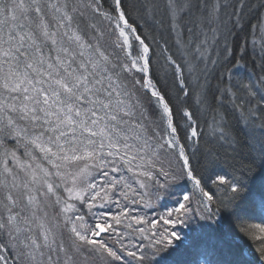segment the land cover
Returning <instances> with one entry per match:
<instances>
[{
	"label": "snow or ice",
	"instance_id": "obj_1",
	"mask_svg": "<svg viewBox=\"0 0 264 264\" xmlns=\"http://www.w3.org/2000/svg\"><path fill=\"white\" fill-rule=\"evenodd\" d=\"M249 2L0 0V264H264V35L254 80L230 41Z\"/></svg>",
	"mask_w": 264,
	"mask_h": 264
},
{
	"label": "trees",
	"instance_id": "obj_2",
	"mask_svg": "<svg viewBox=\"0 0 264 264\" xmlns=\"http://www.w3.org/2000/svg\"><path fill=\"white\" fill-rule=\"evenodd\" d=\"M261 4H264V0H250L249 2V7L245 9V16H244V29L241 31L239 28L235 30V39L232 40L230 37V41L232 42V45L235 49L236 57L239 58L241 56L244 57V59L241 61L242 68H241V74L243 75H248L252 74V79H256V73L259 72V68L256 67L254 68L253 63L255 62L256 65L259 64V56L256 54H253L251 51V46L252 44H256L257 46V53L259 52V46L262 43L260 41L259 36L264 35V31L262 29V22L264 18V7H260ZM107 6V5H106ZM132 20L130 22L138 25V31L142 32L143 35L147 36L149 38V41H151L153 35H156L157 39H159V35L153 31L151 27L148 25H145L144 21L140 20L135 13H131ZM98 23V26L101 27V29L104 32V39H103V44L104 46L111 51V45L113 41L115 40V36H112L109 34V27L107 25V22H101L99 19L96 21ZM257 25H260L259 28H257ZM251 33V34H250ZM245 39L248 41V55H244V53L241 51V48L244 46ZM210 55L214 58L216 55V52L213 50L210 52ZM225 67H231V65H225ZM223 71V69H219L217 72L212 74V77L210 78V84L215 88V86L218 84V79L216 77L219 76V72ZM161 80L164 81V72L159 73ZM167 85V88L175 94L176 88L173 85L172 79L169 77L166 81H164ZM210 118V117H209ZM232 128L234 132L236 133L237 136L240 137L241 140L244 139L245 133L244 131L240 128V126L236 123L235 120H232ZM202 130L206 129L202 125ZM12 139V138H11ZM8 147L12 148L15 147V141L10 138H8L7 141ZM23 148V147H18V149ZM17 149V148H16ZM23 150H20V154H23ZM147 200L148 197H145ZM159 212H163V209H157ZM140 215H146L147 218L151 219L156 213L150 212L148 209L143 208V206H140ZM250 224H261L264 226V220L258 219V218H253L248 221ZM122 231L125 230L124 226H120ZM135 227V225H134ZM131 231V230H127ZM129 239L133 243L139 242V236L138 235H132L129 236ZM7 254V253H6ZM11 264V261L9 262Z\"/></svg>",
	"mask_w": 264,
	"mask_h": 264
},
{
	"label": "rangeland",
	"instance_id": "obj_3",
	"mask_svg": "<svg viewBox=\"0 0 264 264\" xmlns=\"http://www.w3.org/2000/svg\"><path fill=\"white\" fill-rule=\"evenodd\" d=\"M262 24H263V25H262V29H263V31H264V18H263V22H262ZM10 140H12V139L10 138ZM21 149H23V148H20V149L17 148V149H16L17 152H18V154H20V150H21ZM23 152H24V150H23ZM20 155H21V154H20ZM22 155H23V154H22ZM48 211H49V214L52 215V214H54V212L56 211V209H55V208H49ZM122 230H123V228H122Z\"/></svg>",
	"mask_w": 264,
	"mask_h": 264
}]
</instances>
